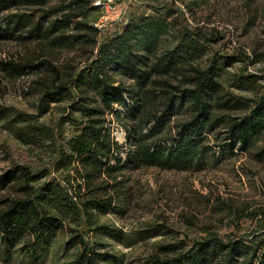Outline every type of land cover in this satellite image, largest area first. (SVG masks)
Returning <instances> with one entry per match:
<instances>
[{
    "label": "trees",
    "instance_id": "obj_1",
    "mask_svg": "<svg viewBox=\"0 0 264 264\" xmlns=\"http://www.w3.org/2000/svg\"><path fill=\"white\" fill-rule=\"evenodd\" d=\"M210 1L218 0H191L187 8ZM95 9L88 0H0V41L87 59L65 77L48 61H38V56L0 62V71L8 76L38 78L34 92L39 96L35 105L39 117L47 115L50 104H66L60 119L66 130L56 134L35 125L36 116L19 113L11 120L21 125L15 137L55 154L65 169L83 171L78 176L81 184L75 186L63 185L44 171L22 169L16 176L2 177L0 188L13 183L21 196L1 202L0 257L7 264L17 255L30 262L40 260L54 237L65 230L70 234L63 251H73L69 264H120L99 241L106 236L121 242L120 232L98 225L96 217L120 213L124 198L117 197L116 206L111 199L113 193L124 191V174L149 168L199 171L217 159L216 151L222 156L236 153L234 149L248 153L264 135V96L223 93L218 78L226 75L224 69L234 57L217 60L215 55L203 61L209 52L201 38L212 40L198 29L188 30L180 18H170L174 12L170 7L131 14L126 23L102 37L88 20ZM252 63L264 65V52ZM260 73L235 76L236 87L254 86L264 80V68ZM234 109L243 115H218ZM177 115L183 118L177 120ZM113 124L122 127L123 142L114 136ZM221 127L229 143L216 150L217 146H209L210 136ZM256 156H264V148ZM185 243L159 246L141 264H264L261 226L250 236L227 243L213 234Z\"/></svg>",
    "mask_w": 264,
    "mask_h": 264
},
{
    "label": "rangeland",
    "instance_id": "obj_2",
    "mask_svg": "<svg viewBox=\"0 0 264 264\" xmlns=\"http://www.w3.org/2000/svg\"><path fill=\"white\" fill-rule=\"evenodd\" d=\"M88 1L96 8L89 14L88 20L99 31V37L114 32L126 23L131 14L143 11L148 14L154 8L170 7L174 11L170 18H180L179 21L188 30L198 29L212 40L201 38L209 52L203 61L215 55L217 60L220 56L234 57V63L224 69L226 75L218 78L223 93L241 98L264 96V80H258L252 87L242 88L236 87L234 82V77L240 74H262L264 65L252 61L256 54L264 52V0H218L191 6V9L187 8L191 0ZM104 16L107 20L100 23ZM37 56L38 61H48L62 77L67 76L71 68L87 63L86 57L74 53H49L36 45L24 47L12 40L0 41V62H17ZM243 69L245 71L241 73ZM37 80L36 76L14 78L0 71V180L6 173L16 176L24 169L34 173L49 172L48 177L63 185H66L65 182H70L72 186L81 184L78 176L83 173L82 169L77 168V173L73 166L65 169L55 161V154L23 144L14 135L21 125L15 126L11 120L19 113L36 116L33 120L35 125L49 127L56 134L67 128L60 125L66 106L63 102L50 104L47 115L38 116L35 105L39 96L34 92ZM170 81V84L177 85L176 80ZM218 115L240 118L243 111L234 109ZM176 117L181 120L183 115ZM113 127L114 136L123 142L122 127L117 124ZM224 132L226 129L223 127L215 131L210 136L209 146L215 145L218 150L221 145L229 143L224 140ZM57 142L64 149L63 141L58 138ZM262 148L264 135L248 153L234 149L236 153L222 156L216 151L214 158L217 159L209 161L199 171L170 173L149 168L124 174V191L113 193L111 199L116 206V198H124L120 213L96 217L98 225L116 230L122 236L121 242L100 236L99 241L106 244L103 251L117 256L120 264H141L162 245H186L188 240L205 238L208 234L227 243L236 237L250 236L260 226L264 227V156H256ZM5 184L0 188V207L3 200L21 198L16 185ZM99 198L104 199L105 196ZM69 234L68 230L58 233L40 260L30 262L17 255L9 264H69L73 251H63ZM0 264L7 263L0 257Z\"/></svg>",
    "mask_w": 264,
    "mask_h": 264
},
{
    "label": "built area",
    "instance_id": "obj_3",
    "mask_svg": "<svg viewBox=\"0 0 264 264\" xmlns=\"http://www.w3.org/2000/svg\"><path fill=\"white\" fill-rule=\"evenodd\" d=\"M107 20V16L102 17L100 23H104Z\"/></svg>",
    "mask_w": 264,
    "mask_h": 264
}]
</instances>
